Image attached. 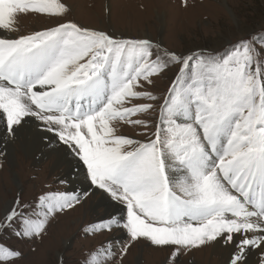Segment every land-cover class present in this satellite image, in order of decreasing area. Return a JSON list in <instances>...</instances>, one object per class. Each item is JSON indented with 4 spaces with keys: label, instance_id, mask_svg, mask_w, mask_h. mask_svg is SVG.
I'll use <instances>...</instances> for the list:
<instances>
[{
    "label": "snow or ice",
    "instance_id": "obj_1",
    "mask_svg": "<svg viewBox=\"0 0 264 264\" xmlns=\"http://www.w3.org/2000/svg\"><path fill=\"white\" fill-rule=\"evenodd\" d=\"M69 11L61 0H0V33L19 31L22 14ZM171 66L178 70L166 94L148 91ZM137 99L162 101L145 141L119 134L122 124L152 126L133 117L156 105ZM28 117L67 146L91 186L123 206L86 232L122 227L131 242L175 246L173 264L182 251L213 241L230 248L227 264H248L254 251L264 264V32L186 55L72 21L16 38L0 34L5 139ZM79 200L75 192L47 193L32 209L17 199L0 216V231L18 224V237L40 236L49 217ZM112 243L85 264H107ZM19 257L0 245V264Z\"/></svg>",
    "mask_w": 264,
    "mask_h": 264
},
{
    "label": "rangeland",
    "instance_id": "obj_2",
    "mask_svg": "<svg viewBox=\"0 0 264 264\" xmlns=\"http://www.w3.org/2000/svg\"><path fill=\"white\" fill-rule=\"evenodd\" d=\"M61 2L70 9L63 17L22 14L16 20V28L19 31L7 32L4 35L16 38L45 30L58 23L72 21L84 28L104 31L114 37L149 39L169 52L186 55L198 50L221 51L229 42L235 43L250 33L264 32V0H61ZM177 70L178 66L169 67L161 75L153 77L154 83L146 85V89L154 95L163 97ZM160 102L162 101L133 100L134 104L156 105L150 112L133 117L146 120L152 126L144 128L122 124L119 134L141 141L147 140L158 121ZM26 119L33 121V124L24 125L27 133L35 136L33 128L36 125L38 127L36 130L53 137L55 144L51 145L52 141L42 139L44 143L42 153L45 151V156L39 162L37 160L40 159V155L36 156V160H29L30 162L26 163L28 157L22 154L21 145L15 141L13 145L19 158H16L10 167L6 159V148L15 136L5 139L7 136L5 123L0 121V216L4 215L6 204L12 201L13 206L17 199L23 205L32 206V209L36 207L39 197L47 193L77 192L80 200L73 207L49 217L40 236L18 237L15 234L18 224L15 228L0 231V245L20 253V257L10 264H85L90 253L102 245H107L109 241L113 242L115 256L107 264H173L170 256L175 246H154L143 238L131 242L127 231L122 227H113L110 231L95 234L86 232L85 229L89 225L106 220L113 214L111 211L112 213L105 216L107 207L100 202L103 195L121 209L123 206L85 180L82 163L74 158L67 146L59 142L53 133L44 131L40 121L32 117ZM58 146L69 153V158L78 162H74V166H69L70 172H67L66 165L56 167L57 156L51 149ZM23 157L25 162L22 160ZM13 175L18 179L19 186L13 180ZM77 182L79 183L75 185ZM86 185H89L90 190L83 191L82 188ZM93 190H96V198L92 196ZM85 192L88 194L83 195ZM121 215L125 213L121 211ZM215 243L216 241L209 242L202 245L203 247L182 251L174 264H213L212 259L211 263L208 261L213 254L208 252L204 254L203 249L207 250ZM124 246H127V252L122 254ZM154 253L161 254V257L150 258ZM221 259L220 264H227L228 260L222 257Z\"/></svg>",
    "mask_w": 264,
    "mask_h": 264
},
{
    "label": "bare ground",
    "instance_id": "obj_3",
    "mask_svg": "<svg viewBox=\"0 0 264 264\" xmlns=\"http://www.w3.org/2000/svg\"><path fill=\"white\" fill-rule=\"evenodd\" d=\"M4 34H6V33H3V35ZM29 121H30L31 124H33V121H31V120H29ZM36 128H38V127L36 125H34L33 130H34V133H35L34 135L35 136H33V135H31V134H29V133L26 132V128H25L24 125L19 126V128H18V130L16 132V135H15L14 139L11 141L10 145L6 148V150H7L6 151V159H7V163L9 164L10 167L13 166V164L15 162V159L16 158H19L18 157V154H17V151H16V148L13 145V143L15 141H17L21 145L20 146V150L22 151V154L24 156H27L28 157V159L26 160L27 161L26 163H29L30 162L29 160H36V156L38 157V155H40V159L37 160V162H39L41 160V158H43L45 156V151H44V153H42L43 147H44L43 146L44 143H43L42 139L45 140L44 139L45 137L48 138L47 140L52 141V144L51 145L55 144V141H53V137H50L45 132H43V133L39 132L38 130H36ZM51 150L57 156L56 167L59 168L62 165H66L67 172H70L69 171V166L73 165V163L74 162H77V161L75 159H73V158H69V153L63 147H61V146H58V148H55V149L53 148ZM66 158L70 159L71 161H67ZM22 160H23V162H25V157H23ZM73 174H71V175H73ZM13 180L19 186L18 179L14 175H13ZM78 183L79 182H77L75 185H77ZM73 185H72V187H73ZM82 190L83 191L84 190H90L89 185H86V187L85 188H82ZM92 193H94V195H92L93 198H96L95 197V196H97V195H95L96 194V190H93ZM100 202L102 203V205L104 203L105 206L107 207V215H105V216H108V214H110L111 211H113V213H115V212H117V210H122L119 206L112 204L105 195H103L101 197V201ZM12 204H13L12 201L11 202H8L6 204L5 209H4V213L6 212L7 209H10L11 208ZM256 251H258V250H256ZM203 252H204V254H206L207 252L213 254V256L208 259L209 263H211L210 259H212L213 260V264H220V261L222 260L221 257L224 260H228V256L230 254V248L224 246L223 244H221L219 242H216L213 246H211V248H209L207 250H204L203 249ZM159 256L161 257V254L154 253V254H152L150 256V258L156 259ZM256 261H257V256H256L255 251H254L252 254L249 255L248 264H256ZM202 264H205V263H202Z\"/></svg>",
    "mask_w": 264,
    "mask_h": 264
}]
</instances>
